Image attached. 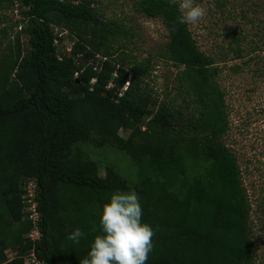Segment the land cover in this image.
I'll list each match as a JSON object with an SVG mask.
<instances>
[{
    "label": "trees",
    "instance_id": "obj_1",
    "mask_svg": "<svg viewBox=\"0 0 264 264\" xmlns=\"http://www.w3.org/2000/svg\"><path fill=\"white\" fill-rule=\"evenodd\" d=\"M17 3L16 41L0 43V264H33L32 258L79 264L103 234V205L112 193L132 190L141 222L155 233L147 264H253L251 203L237 158L223 140L229 128L224 93L214 59L200 50L189 25L171 32L178 2L137 0L145 16L161 19L168 56L183 67V102L192 105L184 108L156 105L142 88L145 68L125 67L113 57L122 27L88 1ZM55 28L74 40L69 51L58 47L63 37ZM91 136L130 157L134 182L110 168L100 174L79 147ZM27 178L38 185L36 239L24 218ZM76 228L84 233L78 244L67 238ZM8 246L17 253L12 259Z\"/></svg>",
    "mask_w": 264,
    "mask_h": 264
},
{
    "label": "rangeland",
    "instance_id": "obj_2",
    "mask_svg": "<svg viewBox=\"0 0 264 264\" xmlns=\"http://www.w3.org/2000/svg\"><path fill=\"white\" fill-rule=\"evenodd\" d=\"M85 1L104 19L122 27V33L113 41V57L125 67L145 68L142 88L157 100L156 105L192 107L183 102L187 94L183 81L178 79L183 67L168 56L167 32L160 18L145 16L137 0ZM195 3L205 7L207 15L197 25H189V29L200 50L214 59L215 80L224 93L229 123L223 140L237 158L251 203L250 225L256 247L253 264H264V0H195ZM20 18L17 0H0L1 46L16 41ZM55 32L63 37L56 41L58 47L69 51L74 40L67 31L55 28ZM20 40L24 42L25 36L20 35ZM100 56L101 53L97 54L95 60L101 59ZM119 134L127 138L130 131L120 129ZM91 137L79 147L86 158L97 163L100 174L106 176L110 168L128 182H134L136 168L130 157L123 150ZM6 254L12 259L17 253L8 246Z\"/></svg>",
    "mask_w": 264,
    "mask_h": 264
},
{
    "label": "clouds",
    "instance_id": "obj_3",
    "mask_svg": "<svg viewBox=\"0 0 264 264\" xmlns=\"http://www.w3.org/2000/svg\"><path fill=\"white\" fill-rule=\"evenodd\" d=\"M170 2H178L180 11L171 32L177 30L178 24L197 25L207 15V9L195 0ZM142 215L139 197L134 190L112 193L99 215L103 234L95 236L87 256L79 264H147L155 233L148 224L141 222ZM83 236L84 233L76 228L67 238L78 244Z\"/></svg>",
    "mask_w": 264,
    "mask_h": 264
},
{
    "label": "built area",
    "instance_id": "obj_4",
    "mask_svg": "<svg viewBox=\"0 0 264 264\" xmlns=\"http://www.w3.org/2000/svg\"><path fill=\"white\" fill-rule=\"evenodd\" d=\"M75 76H77V72L75 73ZM92 81H94V79H92ZM111 85L112 84L110 83L108 86ZM127 86H128V82L126 81L122 86L121 91L126 90ZM119 94H121V92ZM37 187L38 185L36 179L27 178V180L24 182V186H23L24 192L22 194L23 211L25 215L24 218L30 221L34 226V228L28 233V236L31 239H36L40 235L37 228V224L40 221V213L38 212L37 201H36ZM31 261L33 264H40L34 258H32Z\"/></svg>",
    "mask_w": 264,
    "mask_h": 264
}]
</instances>
